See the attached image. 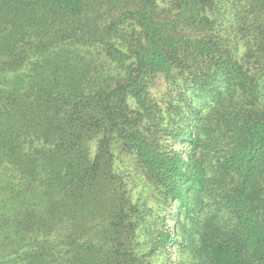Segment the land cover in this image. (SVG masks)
I'll return each mask as SVG.
<instances>
[{
  "label": "trees",
  "instance_id": "obj_1",
  "mask_svg": "<svg viewBox=\"0 0 264 264\" xmlns=\"http://www.w3.org/2000/svg\"><path fill=\"white\" fill-rule=\"evenodd\" d=\"M0 264H264V0H0Z\"/></svg>",
  "mask_w": 264,
  "mask_h": 264
},
{
  "label": "rangeland",
  "instance_id": "obj_2",
  "mask_svg": "<svg viewBox=\"0 0 264 264\" xmlns=\"http://www.w3.org/2000/svg\"><path fill=\"white\" fill-rule=\"evenodd\" d=\"M158 89H161L162 88V82H158ZM139 183V185L137 186V188H139V190L138 191H140L141 190V187H142V185H143V183H141L140 181L138 182ZM134 192H135V194H138V192L137 191H135L134 190ZM154 236H155V234H154ZM153 236V237H154Z\"/></svg>",
  "mask_w": 264,
  "mask_h": 264
}]
</instances>
